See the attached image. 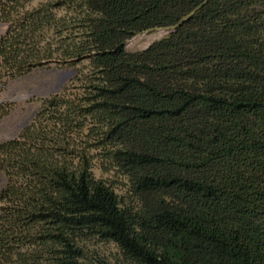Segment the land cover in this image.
I'll return each instance as SVG.
<instances>
[{
	"label": "trees",
	"instance_id": "trees-1",
	"mask_svg": "<svg viewBox=\"0 0 264 264\" xmlns=\"http://www.w3.org/2000/svg\"><path fill=\"white\" fill-rule=\"evenodd\" d=\"M34 1H0L1 78H68L0 143V264H264V0Z\"/></svg>",
	"mask_w": 264,
	"mask_h": 264
},
{
	"label": "rangeland",
	"instance_id": "rangeland-1",
	"mask_svg": "<svg viewBox=\"0 0 264 264\" xmlns=\"http://www.w3.org/2000/svg\"><path fill=\"white\" fill-rule=\"evenodd\" d=\"M39 2L40 0H36L30 5L33 6ZM64 12L66 10H62L59 14L63 15ZM8 25L7 22H0V36L5 34ZM167 33L166 30L162 29L143 33L129 40L125 49L128 53L143 51L152 43L166 36ZM5 74L3 70H0V143L14 139L23 128L28 126L35 117L41 98L47 93L58 91L60 84L63 83L62 81L68 78L66 76L61 79L62 73L58 78L59 82L45 88L47 78L42 72L41 75H33L23 79L1 78ZM42 75L43 77H41ZM102 165L99 160H94L92 169L94 176L109 181L119 196H127L128 188L125 177ZM2 181L3 178L0 175V186ZM85 247L89 262L94 263L96 260L111 262L119 256L117 247L110 242L91 240L86 242Z\"/></svg>",
	"mask_w": 264,
	"mask_h": 264
},
{
	"label": "water",
	"instance_id": "water-1",
	"mask_svg": "<svg viewBox=\"0 0 264 264\" xmlns=\"http://www.w3.org/2000/svg\"><path fill=\"white\" fill-rule=\"evenodd\" d=\"M66 76H67V73H63L62 76H61V79H63Z\"/></svg>",
	"mask_w": 264,
	"mask_h": 264
}]
</instances>
